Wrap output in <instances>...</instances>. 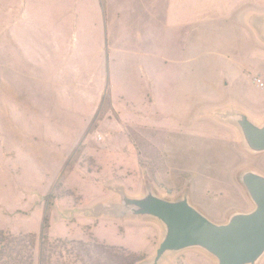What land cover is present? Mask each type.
<instances>
[{
    "label": "rangeland",
    "instance_id": "rangeland-1",
    "mask_svg": "<svg viewBox=\"0 0 264 264\" xmlns=\"http://www.w3.org/2000/svg\"><path fill=\"white\" fill-rule=\"evenodd\" d=\"M253 77L264 0H0V246L34 264H81L85 245L111 264H218L200 247L154 263L165 226L122 199L186 198L216 224L251 212L241 177L264 176V151L237 120L264 124Z\"/></svg>",
    "mask_w": 264,
    "mask_h": 264
},
{
    "label": "water",
    "instance_id": "water-1",
    "mask_svg": "<svg viewBox=\"0 0 264 264\" xmlns=\"http://www.w3.org/2000/svg\"><path fill=\"white\" fill-rule=\"evenodd\" d=\"M237 123L247 147L263 152L264 124L257 126L245 115H240ZM241 181L255 208L232 215L226 224L212 222L186 198L172 202L147 193L142 198L123 197L122 205L133 215L151 216L164 224L165 235L154 263L167 252L200 247L213 255L218 264H253L264 253V176L245 172Z\"/></svg>",
    "mask_w": 264,
    "mask_h": 264
},
{
    "label": "trees",
    "instance_id": "trees-1",
    "mask_svg": "<svg viewBox=\"0 0 264 264\" xmlns=\"http://www.w3.org/2000/svg\"><path fill=\"white\" fill-rule=\"evenodd\" d=\"M7 249L9 250L8 252L12 253L13 248H11V243H10V248H9V243L7 242L6 245L3 247L0 246V264H34L32 262V257L27 256L23 257L21 259H16L11 256V254L7 253ZM79 253L84 259V262L81 264H111L112 262L110 261L109 258L104 257L107 253V251L104 248H99L97 245L93 246H81L78 249ZM102 257L105 259V262L102 263ZM107 261V262H106ZM141 261V258H138L135 255H127L124 256L123 260L119 264H139ZM48 258L45 257L44 255L41 258V263L40 264H48Z\"/></svg>",
    "mask_w": 264,
    "mask_h": 264
},
{
    "label": "built area",
    "instance_id": "built-area-1",
    "mask_svg": "<svg viewBox=\"0 0 264 264\" xmlns=\"http://www.w3.org/2000/svg\"><path fill=\"white\" fill-rule=\"evenodd\" d=\"M253 83L255 86L260 87V88L264 86L262 79L259 77H253Z\"/></svg>",
    "mask_w": 264,
    "mask_h": 264
}]
</instances>
